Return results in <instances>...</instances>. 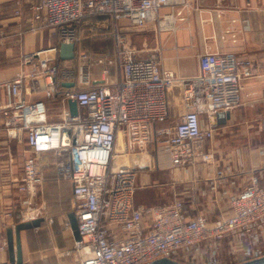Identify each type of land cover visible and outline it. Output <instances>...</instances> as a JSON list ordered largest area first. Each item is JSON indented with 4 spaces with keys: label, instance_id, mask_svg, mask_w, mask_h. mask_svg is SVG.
Listing matches in <instances>:
<instances>
[{
    "label": "built area",
    "instance_id": "2783aa9c",
    "mask_svg": "<svg viewBox=\"0 0 264 264\" xmlns=\"http://www.w3.org/2000/svg\"><path fill=\"white\" fill-rule=\"evenodd\" d=\"M180 3L183 0H43L32 5L35 17L58 30L66 42L81 41L76 24L83 18L107 15L114 25L115 60L121 69L117 81L109 77L113 58L97 57L104 65L103 80L98 81L92 78L89 55L83 51L78 86L73 88L64 86L59 63L43 56L44 49L25 55V62L39 60L32 80L46 97L60 101V120L48 119L44 100L24 97V74L6 84L8 100L0 102L7 136L25 137L34 152L23 163L19 189L33 195L43 183L47 152L57 157L60 177L72 186V210L81 234L74 243L81 254L78 264H143L161 256L221 264L217 250L226 236L236 238V233L248 239L241 245V261L264 254L263 234L257 227L264 221L259 176L253 175L240 189L223 190L227 212L210 219L204 212L190 215L181 196L170 204L135 208L138 167L125 163L115 167L118 156L142 155L150 148L163 149L174 166L214 160L215 152L206 150V144L215 134V117L242 103L244 69L250 59L232 51L205 50L199 54L197 73L180 75L163 68L159 58L142 57L126 44L121 20L133 27L155 21L159 32L175 31L178 19L184 18L176 9ZM166 5L171 9L161 13ZM175 84L183 89L185 110L174 124L164 123L170 116L168 91ZM69 99L77 101L75 115ZM203 115L214 124L204 122ZM146 213L149 227L141 220Z\"/></svg>",
    "mask_w": 264,
    "mask_h": 264
},
{
    "label": "crops",
    "instance_id": "0c3cea01",
    "mask_svg": "<svg viewBox=\"0 0 264 264\" xmlns=\"http://www.w3.org/2000/svg\"><path fill=\"white\" fill-rule=\"evenodd\" d=\"M41 1L0 0V102L8 100L6 84L24 74V97L44 100L48 119L57 121L61 119V103L37 88L31 73L39 60L25 62L26 54L44 49L43 56L55 57L66 87L78 86L83 51L89 55L91 76L98 81L103 80L104 65L98 63L97 57L114 59L111 79L119 80L121 69L115 60L114 25L107 15L85 20L77 29L81 41L75 43V56L63 59L59 31L35 17L32 5ZM169 6H164L163 11L171 9ZM176 9L182 10L184 18L178 19L175 31L159 32L155 21L133 27L121 20L126 44L142 57L159 58L163 68L180 75L197 73L199 54L205 50L232 51L250 59L251 65L244 69L242 103L229 110L230 116L224 122H218L216 116L214 124L203 115L204 122L215 127L214 136L206 144V150L215 152L212 161L174 166L163 149L157 152L150 148L148 160H143V153L121 163L138 167L135 208L170 204L175 196H181L190 215L204 212L214 219L227 212L226 201L221 197L223 190L240 189L253 175L259 176L264 185V0H183ZM105 21L110 22V31L97 33L94 27L105 25ZM182 91L178 84L169 89L170 116L164 123L174 124L184 112ZM3 122L0 112V264H17L9 259L7 229L36 217H43L40 225L21 230L20 264H78L81 254L74 249L75 237L67 226L73 191L69 181L59 175L57 157L51 152L43 154L45 180L33 195L20 190L23 163L34 152L25 137H8ZM141 220L150 226L148 213ZM257 227L264 239V221ZM3 241L7 242L5 246Z\"/></svg>",
    "mask_w": 264,
    "mask_h": 264
},
{
    "label": "water",
    "instance_id": "95a60500",
    "mask_svg": "<svg viewBox=\"0 0 264 264\" xmlns=\"http://www.w3.org/2000/svg\"><path fill=\"white\" fill-rule=\"evenodd\" d=\"M60 56L63 59L73 58L75 56V42L63 41L60 45ZM65 84L67 86L72 85V83H65ZM68 104L71 114L73 115L77 114L78 113L77 101L75 99H69ZM229 116H230L229 110L221 111L217 113V120L218 122H224L226 118H228ZM42 220L43 217H36L33 219L22 220L16 223L14 226H11L7 229L9 259L12 263L20 264L23 262L22 246H21V230L38 226L40 225ZM69 220L75 239H80L81 234L78 227V220L73 210L69 213ZM143 264H197V263L187 262L169 256H161ZM233 264H264V254L254 258L242 260Z\"/></svg>",
    "mask_w": 264,
    "mask_h": 264
},
{
    "label": "rangeland",
    "instance_id": "374dc122",
    "mask_svg": "<svg viewBox=\"0 0 264 264\" xmlns=\"http://www.w3.org/2000/svg\"><path fill=\"white\" fill-rule=\"evenodd\" d=\"M163 10L164 9H161V13L169 11L170 9H168L166 11H163ZM111 27L112 26H111L110 22L105 21V25L97 27V28L94 27V29L97 33H100V32L103 33L106 30L110 31ZM86 32H88V31H86ZM86 32H85V35L90 34V33H86ZM148 152L149 151H146L145 152L146 154L143 157V160H145V161L148 160L150 157L149 156L150 152L149 153ZM120 157L118 156V158H119L118 164L121 163V161H128V158H129V157H127V158L126 157L120 158ZM235 235H236V238L235 237L233 238L231 236L230 237L226 236L224 238V240L222 241V244L218 248L217 254H216V256H217L216 259L218 260V263L233 264V263H237V262L241 261V259L244 258V253H243V249H241V245H242V247H243V245H247L248 239L245 235H240L239 233H236ZM210 259L212 260V258H210ZM206 264H211V263L207 262Z\"/></svg>",
    "mask_w": 264,
    "mask_h": 264
},
{
    "label": "trees",
    "instance_id": "16d2710c",
    "mask_svg": "<svg viewBox=\"0 0 264 264\" xmlns=\"http://www.w3.org/2000/svg\"><path fill=\"white\" fill-rule=\"evenodd\" d=\"M101 15H98V16H89V17H86V18H83L82 20H80L77 24H76V27L77 29H80L81 28V24L87 20V19H90V18H96V17H99ZM58 31V30H57Z\"/></svg>",
    "mask_w": 264,
    "mask_h": 264
},
{
    "label": "bare ground",
    "instance_id": "6f19581e",
    "mask_svg": "<svg viewBox=\"0 0 264 264\" xmlns=\"http://www.w3.org/2000/svg\"><path fill=\"white\" fill-rule=\"evenodd\" d=\"M120 158H122V157H120ZM124 158H125V157H124ZM118 165H120V163L118 164V162H116L115 167L118 166Z\"/></svg>",
    "mask_w": 264,
    "mask_h": 264
}]
</instances>
